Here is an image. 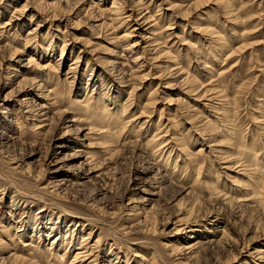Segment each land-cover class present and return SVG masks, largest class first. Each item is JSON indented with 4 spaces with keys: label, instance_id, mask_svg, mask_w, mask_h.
Returning <instances> with one entry per match:
<instances>
[{
    "label": "bare ground",
    "instance_id": "obj_1",
    "mask_svg": "<svg viewBox=\"0 0 264 264\" xmlns=\"http://www.w3.org/2000/svg\"><path fill=\"white\" fill-rule=\"evenodd\" d=\"M176 1H174V3L178 4L174 5L177 10H179L177 15L182 19H186L187 11H190L188 9L190 8L189 6L191 4L194 6L201 0ZM214 1L216 2V0ZM229 1L230 0H218L219 3H224L223 9H221L223 13L229 16L230 21L234 23V21L237 22L240 17L237 14H232L236 9L231 8L232 4ZM18 2L19 0H10L9 2H7V0H0V14L5 12L6 7L13 8L10 17L4 22L3 27L5 31H10L12 28L21 29V24L19 23L22 18L31 10L34 11L31 14L29 24L33 19L38 20L34 23L33 27L27 31L24 37V41L29 44L33 41L32 39L34 36H37V33L43 26V20L52 19L61 21L65 19L63 18L65 15V17L68 16L66 22L69 21L72 22V24L76 22V20L73 19H77V21L80 22V18H86L89 22L88 27L91 30H99L101 28L110 30L114 28L117 29L121 26H125V28L123 30L124 33H116L111 37V43L114 45V48L110 49L111 52L109 53V57L105 60L99 59L104 67V76L108 74L111 81L116 84L111 91L113 96L109 93L110 89H106L107 84L105 80H108L105 78L107 77H102L101 79L102 74L98 73L97 80H94L95 78L92 77L93 73L91 71L85 86L76 91L75 94L78 95H73L74 97L70 99L68 98V96L71 97L70 94L73 89V83L83 79L82 77L86 73L85 69L82 71L81 65L79 64V55L75 56L73 62L69 64L62 80L57 77L55 83L53 82L45 86V83H51L49 74L46 76V79H38L37 81H33L35 76L33 78H27L24 71H26V68L31 64L32 55H36L39 59L37 65L36 62L35 65L32 64L34 68H46L48 64L41 66V61L44 62L47 59L48 62L49 57H51L50 54H48V47L50 44L48 47L43 48L41 43L33 41L28 57L22 58L17 55L18 53H15L12 57L9 56L6 58V63L2 64L3 66L1 67V70L4 72V75H2L6 82L3 83V86H0V93L6 89L7 91L4 92L2 97L0 95V153L4 150V153H6L8 148L13 145V147L17 146L21 148L28 144L31 147L34 145L36 148L33 149L27 157L35 156L39 152L37 149L39 148L38 146L47 141L48 149H50L44 154L41 165L47 167L50 179H52L51 181L49 180V186L53 187L55 194L63 197L66 192L65 189H67L68 186L82 187L94 177H108L107 173H109L110 168L107 164L109 163H104L102 161L111 160V156L118 155L119 159L115 160L118 164L122 161L121 158L124 157L128 150L129 152L132 151L135 159L139 161L140 157L136 173L138 172V175L143 177L142 182L148 185V188L145 186L141 189L144 194L140 199H136L134 204L135 209L131 210V207L128 209L133 211L131 212V216L135 217V219H133V223L127 226L124 225L126 227L125 231L123 230L126 234L136 235L137 237L132 239V243L135 239L137 244H144L147 242L141 234L144 235L143 232L150 229L149 223L152 218V208L154 206V204H152L153 196L160 197L163 195L167 197L169 193H172V195L175 193L191 195L192 192L193 194L195 193L194 191L197 193V188L205 187L207 193V195H205L206 200H220L219 203H221V205L235 209V211L231 213L236 219L241 217V212L245 209L262 203V199L264 198V173L255 162H250L252 167V169H250L248 168L249 164L241 160V156L245 152L250 153L253 159L256 160L259 154L258 144L253 141L247 151L245 148L242 149V146H239L237 149L235 148L236 155L239 156L236 157L238 159H235L231 154L227 155V152L222 151L223 149L221 150L223 145L221 147L219 146L223 141L220 139L217 140V137H213L214 135L218 136L219 133L222 132H229V127H227L228 125L225 123L226 114L218 116L219 110H221V108L222 110L224 109V107H222L224 104L222 99L224 88L222 84L228 69H226V71L225 68L223 69L222 67L215 69L213 64H208L206 58L201 54V48L197 46V42L199 43V40H201L200 43L202 44H205L204 42L212 43V49H214L213 43L223 38L224 33L216 29L217 24L214 25L210 23L213 18H199L197 21L198 23L192 29V32L195 33L192 37L191 30L182 35L178 34L179 32H183L186 22L184 24L183 22L181 23L182 31L178 29V31L176 30L177 32L171 30L173 26L171 25L172 27H170V23L165 26L164 19H166L167 14L159 16L158 13L152 14L151 11H148L147 9L151 2L149 0H24L20 6ZM31 3L34 5L32 6ZM192 5L191 7H193ZM128 7L129 9L127 10L126 8ZM157 11H159V9ZM58 12L62 13L59 14ZM127 12L129 14H127ZM171 15L176 16V14L172 13ZM170 18L171 17L168 19L169 22L171 20ZM167 28L171 31H167ZM133 32L138 33L136 35L137 39H132L134 36ZM191 37L194 39V42L191 41ZM43 42L45 41L43 40ZM212 49L209 48L208 51L211 52ZM14 50L13 48V51ZM71 50L69 56L73 53ZM38 51H43L42 56ZM49 51H53L52 48H50ZM188 51L192 54V57L188 55ZM63 54L64 48L62 45L61 57ZM229 54H231V51ZM223 55H225V53L222 55L220 54V58H222ZM89 60L91 59H87V65L89 64ZM183 60L186 61V65H183ZM191 60L193 61L191 62ZM215 62H217V60ZM56 64L58 65L59 63ZM222 64L221 66H224ZM34 68L30 70L32 71ZM153 68L156 70L155 73H158L157 77L166 75V78L177 79L175 80L177 83H174L177 89H174L175 87L170 89L175 91L166 89L167 96L166 100L163 102L165 106H162L160 109L156 106L158 104V99L152 89L148 91V97L145 100H140L141 91L144 89L141 83ZM198 68L205 71L206 74L209 72V76L204 75V78L208 80L207 82L199 80V76L196 73ZM190 69L192 70L190 71ZM205 69H209L210 71ZM60 81L68 85L67 91H64V93L59 92L57 89V84ZM29 83L30 87H28ZM170 85L171 84L165 86L170 87ZM123 93H127V98L124 99V101L118 98ZM170 93L178 95L173 101L178 102L177 104H180V107L182 105L181 103L185 102L184 97H188L198 102L202 109L196 108L194 104H191V102L186 99V107L180 108L181 110L177 107V113H169L166 129L162 130V123L158 122L155 128L150 131L151 133H147L148 129H146V133L148 134L146 137H143V132H140L143 138L139 140L138 133L139 130H141L140 127L143 126L144 123L149 122V120L145 119L142 122L139 120V124L137 122L135 125H131L130 122L133 119L130 120L132 116L128 114V110L131 109V105L134 102L132 103L131 99L129 101V98H137L136 103H134L136 108L139 109V117L137 118L140 119L144 115L150 118L155 107L161 111H159L160 116L163 115L164 111L167 113L169 112V105H171V103H169L170 101L168 102V100H170L168 96ZM66 98L68 100L65 102ZM11 103H17V109H11ZM203 108L208 111L206 114ZM67 112H70L71 115H67ZM179 115L187 116V123L189 126H187L186 129L177 131L176 135L168 138L173 144H171L168 149H164L163 144L167 141V137L165 136H167L171 125H176L174 124L177 120L175 117H179ZM54 116H56L57 119ZM137 124L139 125L138 129H136ZM71 127L75 128L74 132L71 131ZM174 128L172 127L173 130ZM59 129H61L62 132H59L61 131ZM191 131H194L198 135V137L193 138L192 143H196L199 138L202 140L204 139V143L200 144L201 146H198L196 149L189 151L190 139L192 137ZM95 132L105 139L103 140L100 136L96 138L97 142H94L93 138H89V135ZM61 154H63V156ZM172 155H174V158L172 157L173 159L171 160L173 161L172 164H170L173 166H170L168 161ZM214 157L218 158L221 165H223L222 167L221 165H217L218 168L222 170L214 172L215 180L213 177L212 179L208 177V175H204L203 178H201V175L205 173L210 165L208 162L212 161ZM232 159L234 160L231 161ZM16 160L11 158L9 160L10 164H14ZM26 167L28 166L26 165ZM181 167H183V169L185 167L186 169L188 167L191 168V171L196 174L193 181L190 182V176L186 175L187 172L181 174L178 172L179 169H182ZM238 168L239 170H236ZM39 172L40 171L33 169L30 175L32 177H37ZM220 172L229 179L232 177L228 173L234 172L236 174H241L246 177L247 181L242 186H238V191L234 189L236 191L232 192L233 189H229L228 187L227 190H223V188L220 189L217 186V178ZM255 172H260V177L262 179L260 178L257 180L253 178L252 173ZM20 173H23L22 170ZM198 183H201V185H198ZM240 190L242 192H239ZM100 195H102V193H100ZM102 202L103 207L107 206L104 201ZM250 203L251 206L249 205ZM150 204L151 206L148 207ZM98 208L101 207L99 206ZM42 210L43 209H40V211ZM191 212H186L184 217L175 215L174 219L166 220L165 226H172L168 229V232H172L171 235L175 237L174 242H170V244L167 245L169 247L168 251L170 254L177 257L176 260H178L180 264L184 262L196 264L199 263L200 260L207 258H209V260L212 259L211 264H215L219 260L218 256L228 248H231L233 243L235 244L236 242V239H234V237L232 238L226 231V226L229 221L225 219L224 215H221L220 211H214L206 214V217H209V226L200 230L201 225L197 224V219L191 216ZM13 215H16V213L14 211H9L10 220L12 221L13 219H11V217ZM79 218L80 217L77 218L72 216L71 218L64 219V224L67 223L65 227L66 233H64L66 236L68 230H71L69 228L70 226L74 227L72 231L76 229L75 226H81L78 231L82 232L81 230H83L82 228L86 224L84 220H80L81 218ZM44 219H46L45 223L49 224L51 217H45ZM17 222H19V220H16V223ZM8 225L11 226L9 223ZM23 227L25 228V225ZM42 227H39V225L30 226L32 230L28 238L31 239L33 236L37 237L38 239L35 244L31 243L33 241H21L18 239L22 247L8 252L5 255L0 253V264H40L41 260L51 254L53 256L52 264H97L101 254L99 251L100 235L93 240L91 237V229H87V231H85L86 234L83 232L81 234L79 233V235L75 237L76 242L75 240L73 242L72 234H68L69 238L62 235L63 231H61V227L55 226V222L49 226L42 225ZM5 230L7 231L8 227L6 228L4 226V231ZM23 234H25V232ZM41 234L45 236L46 240L49 237V246L47 248L45 247L46 250L50 251L47 255L39 246ZM138 236L145 240L142 242L139 241L138 239L140 237ZM148 243L149 242H147V244ZM1 244L2 240L0 238V247ZM75 246L78 247L73 252L72 257L70 259H65L68 249ZM53 249L54 251L52 252ZM61 249L64 250L60 251ZM17 250L22 251L17 253ZM242 250L243 248H239L238 252H242ZM245 252L247 253H241L242 256L248 257L245 258L244 264H264V245L254 247L252 251ZM107 254L112 257L114 256L113 258L108 257L107 264H119L115 252L112 253V250H110ZM107 254L105 255L104 253V257H107ZM133 256L137 259L136 261L138 264L151 263L152 260L148 261V259H152L153 257H148L145 251L139 249L134 250Z\"/></svg>",
    "mask_w": 264,
    "mask_h": 264
},
{
    "label": "rangeland",
    "instance_id": "obj_2",
    "mask_svg": "<svg viewBox=\"0 0 264 264\" xmlns=\"http://www.w3.org/2000/svg\"><path fill=\"white\" fill-rule=\"evenodd\" d=\"M9 1L10 0H7V2ZM149 1L151 2L147 10L151 11L152 14L158 13L159 16L167 14L166 19H164V25L166 26L170 23L169 26L174 27H172V31L175 32L176 30L178 31V29L182 31L181 23L183 22L184 24L186 22V26L185 28H183V32H179V35L188 33V31L191 30V36L193 37L195 33L192 32V29L198 23V19H206L209 17L211 19L213 18L210 23H213L214 25L217 24L216 29L224 33L223 38H221L220 40L221 42L215 41L213 43L214 49H212V43L210 44L209 42H204L205 44H202L200 43L201 40H199V43L197 42V46L201 48V54L206 58L208 64H213V67H215V69H218V67H222L223 69L225 68V71L226 69H228L226 71L225 78L223 79L222 84L224 88V92L222 93L224 104L222 107H224L225 110L223 109V111L221 108V110H219L218 112V116L226 114L225 123L228 125L227 127H229V132H222L219 133L218 136L214 135L213 137H217V140H222L223 143H221V145L219 146L221 147L223 145L221 147V150L223 149L222 151L227 152V155L231 154L235 159H238L236 157H239L236 155V149L239 148V146H242V149L245 148V150L247 151L252 142L255 141L259 146V154L257 156L258 158L255 160L250 153L245 152L241 156V160L248 163V168L250 169H252L250 164L252 162H255L259 169H261L264 173V0H230L229 2H231L232 4L231 8L236 9L232 14H237L240 17L237 22L234 21V23L230 21L229 16L223 13L221 9H223L224 3H219L218 0H216V2L214 0H201L198 3L199 5L196 4L193 6L191 4L193 7H191V5L189 6L191 9L188 8L190 11H187V17L185 16L186 19H182L177 15V12L179 10H177L176 6L174 5L178 4L174 3V1L176 0ZM23 2L24 0H19L18 5L20 6ZM31 5L33 6L34 4L31 3ZM126 9L128 10L129 7ZM158 9L159 11H157ZM12 10V7H6L5 12L0 14V70L2 69V64L6 63V58H8L9 56L12 57V55L15 53H18L17 55L21 56L22 58L28 57V54H30V48L33 45L31 43H33V41H38V43L42 44L43 48L48 47V45L50 44L48 47V54H50L51 57H49L48 62L47 59L44 62L40 60L41 66L44 64L48 65L45 69H38L34 68L33 66L35 65V62L37 65L39 59L36 55H32V62H30L31 64L29 63L30 65L28 66V68H26V71H24L27 78H33L35 76L36 78L34 77L33 81H37L38 79H46V76L49 74L51 83H45V86H48L53 82L55 83L57 77L62 80L69 64L73 62L75 56L79 55V64L81 65L82 71L85 69L86 73L82 77L83 79H81L79 82L73 83V89L70 94L71 97L68 96V98L70 99L75 95H78L75 94L76 91L82 89V87L85 86L88 75L91 71L93 73L92 77L95 78L94 80H97L98 73L102 74L101 79L102 77H107L105 78L108 80H105L107 84L106 89H110L109 93H111L112 95L111 91L114 89L116 84L111 81L108 74L107 76H104V67L100 63V60H105L109 57V53L111 52L110 49L114 48V45H112L111 43V37H113L116 33H124L123 30L125 26L110 30H106L105 28H101L102 30H91L88 27L89 22L86 18H80V22L77 21V19H73L76 20V22L72 24V22H66L68 16L65 17V15L63 17L65 19L61 21L52 19L43 20V26L37 33V36H34V38L32 39L33 41L29 44L28 42L24 41V37L27 34V31H29L33 27L34 23L38 19H33L29 24L31 14L34 12L31 10L20 21L19 24H21V29L12 28L10 31H5L3 25L4 22L7 21L10 17ZM58 13L61 14L62 12ZM171 13L176 14V16L171 15ZM127 14L129 13L127 12ZM169 17H171L170 22L168 21ZM171 30L167 28V31ZM137 34L138 33L133 32L134 36L132 37V39H135ZM192 37L190 38L191 41L194 40L192 39ZM43 40L45 42H43ZM62 45L64 48V54L61 57ZM13 48L16 50H14L15 52L13 51ZM50 48H52L53 51H49ZM209 48L212 49L211 52L208 51ZM70 50L73 53L71 52L72 54L69 56ZM230 51L231 54H229ZM38 53L42 56L43 51H38ZM187 53L190 57H192V54L189 51ZM223 53H225V55L220 58L219 55H222ZM89 58L91 60H89V64L87 65V59ZM216 60L217 62H215ZM192 61L193 60H191V62ZM56 63L59 64L57 65ZM221 64L224 66H221ZM183 65H186V61L184 60ZM31 68L34 69L31 71ZM153 69L149 72L148 75H146V78H144L141 83V86H144V89L141 91L142 93L140 95V100H145L148 97V91L152 89L154 90L155 96L158 99V104L156 106L158 107V109H160L162 108V106H165L163 102L166 100L167 96L166 89H168L169 91H175L170 89L175 87V84L177 83V81L175 80L177 79L174 80L172 78H166V75H163L164 77H157L158 73H155L156 70ZM191 70L192 69H190V71ZM197 70L198 71L196 73L199 76V80L207 82L208 80L204 78V75L209 76V72L206 74L202 69L198 68ZM2 74L4 75V72L1 70L0 86H3V83L6 82ZM168 84H171L170 87L165 86ZM29 85L30 83L28 84V87H30ZM57 85V89L59 92L64 93V91H67L68 85H66L64 82L62 83V81H60ZM174 89H177V87H175ZM6 91L7 89L5 91H1V97ZM168 97L170 98L168 102L170 101L169 103H171V105H169L168 113L164 111L163 115L160 116L161 111L158 110L157 107H155L154 112L150 116V118H147L144 115L140 119L137 118L139 117V109H137L134 104L136 103L137 98H129V101L131 99L132 103L134 102L131 105V109L128 110V114L132 116L130 120H134L130 122L131 125H135L137 122L139 124V120L141 122L145 119L149 120V122L144 123L143 126L140 127L141 130H139L138 133L139 140L143 137H146L148 135L147 133H151L150 131L155 128L158 122L162 123V130L166 129L165 127L168 123L169 113H177V107H179V110H181L180 108L186 107V99L187 101H190L191 104H194L196 108L202 109L198 102L193 101L188 97H184L185 102L181 103V107L179 106L180 104H177L178 102L173 101L178 97V95L170 93ZM118 98L124 101V99L127 98V93L121 94ZM35 100L39 101L38 99ZM66 100L68 99L66 98L65 102ZM10 108L13 110L17 109V103H11ZM203 110L205 111V114L208 112L204 108ZM67 115L70 116L71 113L67 112ZM54 117L56 118V116ZM175 118L177 119L174 123L176 125H171L168 130L169 132L167 136H165L167 137V141L163 144L164 149H168L169 146L173 144L172 141L168 138L176 135L177 131L186 129V127L189 126L187 123L186 115H179V117L177 116ZM138 124L136 129L139 128ZM172 127H175L174 130L172 129ZM146 129H148L147 133ZM71 131L74 132L75 128L71 127ZM59 132H62V130ZM140 132H143V137ZM100 136L95 132L93 134H90L89 138H93V141L97 142L96 138ZM191 136L192 137L190 139L189 151L196 149L198 146H201L200 144L204 143V139L202 140L200 138L196 143H192L193 138L198 137V135L194 131H191ZM102 139L104 140L105 138L103 137ZM47 145V141L41 143V145L38 146L40 149L37 148L39 151L38 154L30 157H27V155H29L30 152L36 148L34 145L33 147H31L27 144L26 146H23L21 148H18L17 146H15V148L13 147V145V148L10 146L11 148L9 147L6 153H4L5 150L0 153V238L2 240L0 253H2L3 255L22 247V244L18 242V239H20L21 241H33L31 243L35 244L38 239L37 237L33 236L31 237V239L28 238L32 230L30 226H49L55 222V226L61 227V231H63L62 235L66 236V234L64 233H66L65 227L67 223L64 224V219L75 216L77 218L80 217V220L85 221L86 225L82 228L83 230H81L84 234H86L85 231H87V229H91V237L93 240H95L100 235L99 251L101 254L98 258L97 264H107L108 257H114L107 254L110 250H112V253H116L115 256L118 257L117 261H119V264H138L136 261L137 259L133 256L134 250L138 249L145 251L148 257L153 256L152 259H148V261L152 260L151 263L149 262L148 264H180L178 260H176L177 257L170 254L168 251L169 247L167 245H169L170 242L173 243L175 237L174 235H171L172 232H168V229L172 226H165V222H167L166 220L174 219L175 215L184 217L186 215V212L190 213L191 211V216L197 219V224L201 225L200 230L204 229L206 226H209V217H206V214L214 211H220L221 215H224L225 219L229 221L226 226V231L230 236H232V238L234 237V239H236V242L234 241L235 244L233 243L231 248H228L218 256L219 260L215 264H244L245 258L248 257L242 256L241 253H247L245 251H252L254 247L264 245V198L262 199V203L259 205L257 204L251 206L250 203L249 205L251 207L241 212L242 214L241 217H239V220V218L236 219L232 216L231 212L235 211V209L221 205V203H219L220 200H206L205 195H207V193L205 187L197 188V193L196 191H194L195 193L193 194L192 192L191 195L185 193H175L172 195V193H169L167 197H164L163 195H161L160 197L153 196L152 204H154V206L152 208V218L149 223L150 229L146 230L147 232H143L144 235L141 234L149 243L147 244L146 242L144 244H137L135 239V243H132V239L137 236L129 233H124L125 227L128 224L133 223V219H135V217L131 216V212L133 211H130L128 209L130 207L131 210L135 209L134 204L136 202V199H140V197L144 194L141 189H143L145 186L148 188V185L142 182L143 177L138 175V172L136 173V168L139 165L140 157L138 161L137 159H135L132 151L130 150L131 152H129L128 150L124 157L121 158L122 161L117 164V161L115 160L119 159L118 155L111 156V160L102 161L104 163H109L107 164L110 168L109 173H107L108 177H94L82 187L68 186L67 189H65L66 192L63 197H60L55 194V192L53 191V187L49 186L48 184L52 179H50V174H48L47 167L41 165L44 159V154L47 153V151L50 149H48ZM61 155L63 156V154ZM173 156L174 155L170 156L171 158H169L168 164H172L173 160L171 159L174 158ZM9 158L17 160L14 162V164H10ZM233 160L234 159H232L231 161ZM208 163L210 165L208 166V169L205 171V173L201 175V178H203L204 175H208V177H211V179L213 177V179L215 180L214 172L222 170L217 166L221 165V163L216 157H214L213 160L209 161ZM171 164L170 166H173ZM26 165L28 167H26ZM222 166L223 165H221V167ZM181 168L182 169H179V171H177L180 174L183 172H187L186 175L190 176V182L193 181L196 174L191 171V168ZM33 169L36 171H40L37 176L38 178L36 176L32 177L30 175L31 170ZM21 170L23 173H20ZM236 170H239V168ZM220 174H218L219 177L217 178V186L220 189L223 188V190H227L229 188L233 189L232 192H235L236 190L238 191V186H242L247 181L246 177L234 172L228 173L233 179H229L222 172H220ZM252 177L259 180L261 178L260 172L252 173ZM199 184L201 185V183H198V185ZM239 192L242 191L240 190ZM100 193H102L103 196L100 195ZM102 201H104L107 206L103 207ZM40 206L43 207L41 208ZM99 206L101 208H98ZM150 206L151 204L148 207ZM39 208L43 210L40 211ZM9 211H14L16 213V215H13L11 217L13 221L10 220ZM45 217H51L49 224L45 223ZM16 220H19V222L16 223ZM8 223L11 226H9ZM24 225L25 228L23 227ZM4 226L6 228L8 227L7 231H4ZM69 228L71 230H68V234H72L74 242L75 237L78 236L79 233H82L78 231L81 226H75L76 229H74L73 231V226H70ZM24 232L25 234H23ZM68 234L66 236L67 238H69ZM144 238L142 239L140 237L138 240L142 242L143 240H145ZM39 239V246L41 247V250L47 255L48 253H50L49 250H46V248L49 246V237L46 240L45 236L41 234V237ZM77 247L78 246L68 249L65 259H70ZM239 248H243L242 252H238ZM62 250L64 249H61L60 251ZM21 251L22 250H17V253H20ZM53 251L54 249L52 250V252ZM104 253L108 256L104 257ZM52 257V254L48 255V257L40 261V264H52ZM211 261L212 259L209 260V258H207L200 260L199 263L196 264H211ZM185 264L191 263L189 262Z\"/></svg>",
    "mask_w": 264,
    "mask_h": 264
}]
</instances>
